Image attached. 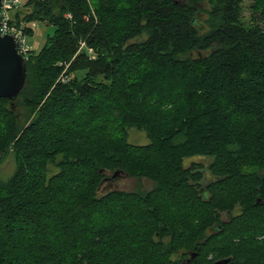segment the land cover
<instances>
[{"label":"trees","instance_id":"obj_1","mask_svg":"<svg viewBox=\"0 0 264 264\" xmlns=\"http://www.w3.org/2000/svg\"><path fill=\"white\" fill-rule=\"evenodd\" d=\"M244 1L24 0L13 11L25 34L35 21L54 33L23 55L17 98L0 97V153L16 163L0 184V249L22 264H264V0ZM129 127L149 142L129 143ZM107 172L151 186L102 190Z\"/></svg>","mask_w":264,"mask_h":264},{"label":"rangeland","instance_id":"obj_2","mask_svg":"<svg viewBox=\"0 0 264 264\" xmlns=\"http://www.w3.org/2000/svg\"><path fill=\"white\" fill-rule=\"evenodd\" d=\"M22 2L24 0H21ZM249 4V0L244 1V6H247ZM203 8L207 9V4L202 5ZM21 8V7H20ZM27 8H21L20 10V17L25 16V13L27 12ZM247 11L245 10V13ZM16 18V16H15ZM196 27H198L201 31H204L207 29V14L205 11H199L196 15ZM20 24L26 26L25 20H21ZM32 27V34L27 35L25 34V41L28 49H30L33 52H38L43 45L46 42V38L49 35H52L54 32V27L52 25H48L44 22L35 21L30 24ZM145 36L141 35L138 37H135L132 41H138L143 39ZM175 83V81H174ZM20 112V121L26 122L27 121V115L24 107H19ZM127 141L131 144L136 145H143L147 144L149 142L145 131L138 130L135 127H129L127 130ZM0 184L5 183L9 180V178L13 175L16 168L15 163V157L12 153L11 148H7L5 151L0 153ZM190 161L195 162H201L203 165H207L208 161L204 159L203 157H193L190 159ZM56 171L55 167L50 166L49 168V174H52ZM108 179L104 181L101 185L102 190H109V189H120L125 191H132L136 190L138 188L147 190L151 186V182L144 180V179H137L130 176H127L124 173H119L117 175L112 174L111 172H107ZM138 208V207H137ZM132 210V207L129 203H127L123 211L126 213ZM138 211V210H137ZM136 214H132V217L129 219L132 224H136L139 227V221L144 220L145 214L143 212H137ZM126 215V214H125ZM91 216V215H90ZM87 216L84 218L82 225L84 228L89 227V225H92L91 223H94L96 221L103 220L107 216L104 214L96 215L94 217ZM93 218V219H92ZM137 221L135 222V220ZM92 221V222H91ZM13 237V236H12ZM6 244V243H5ZM1 245H4V242H1ZM15 244H10V246H15ZM8 246V245H7ZM17 246V245H16ZM15 253V252H14ZM20 256V255H19ZM19 256H15L13 253H6L4 252L3 248L0 249V264H22L24 258H20ZM172 258H175L173 255Z\"/></svg>","mask_w":264,"mask_h":264},{"label":"water","instance_id":"obj_3","mask_svg":"<svg viewBox=\"0 0 264 264\" xmlns=\"http://www.w3.org/2000/svg\"><path fill=\"white\" fill-rule=\"evenodd\" d=\"M25 78L26 59L18 53L14 36L0 35V97L13 102L22 90ZM228 262L229 258H223L217 260L216 264H227Z\"/></svg>","mask_w":264,"mask_h":264},{"label":"built area","instance_id":"obj_4","mask_svg":"<svg viewBox=\"0 0 264 264\" xmlns=\"http://www.w3.org/2000/svg\"><path fill=\"white\" fill-rule=\"evenodd\" d=\"M21 0H2L0 4V35L10 34L13 35L16 41V49L18 53L24 55L29 50L26 41L25 33L21 26H17L13 23V11L21 5ZM70 16V15H68ZM84 42H80L79 49L84 47ZM88 53L92 54L93 50L91 47L87 48Z\"/></svg>","mask_w":264,"mask_h":264}]
</instances>
